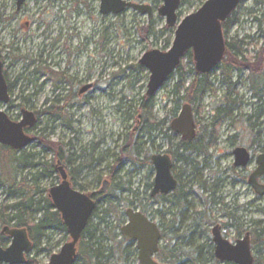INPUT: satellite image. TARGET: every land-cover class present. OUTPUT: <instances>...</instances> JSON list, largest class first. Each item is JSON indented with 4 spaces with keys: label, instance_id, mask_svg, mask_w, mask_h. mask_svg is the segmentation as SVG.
I'll list each match as a JSON object with an SVG mask.
<instances>
[{
    "label": "rangeland",
    "instance_id": "374dc122",
    "mask_svg": "<svg viewBox=\"0 0 264 264\" xmlns=\"http://www.w3.org/2000/svg\"><path fill=\"white\" fill-rule=\"evenodd\" d=\"M86 2L88 6L82 12L83 7L77 1L28 0L17 10V0H0V57L5 76L13 84L10 88L11 101L8 105L0 104V110L5 111L14 122L21 120L22 110L40 113L37 125L29 134L35 141L19 153L30 155V163L38 166L34 169L32 166L21 167L19 181L28 176L29 187L34 190L36 186L40 191H49L61 183V179L56 178L57 174L50 178L44 173L47 167L45 162L57 165L58 160L55 153L41 143V137L63 146L64 155L70 158V164L64 161L62 164L68 173H74L70 182L76 191L85 195H98L107 181L106 196L114 201H134L132 193L138 192L143 205L135 202L134 207L141 212L147 210V216L153 219V213L162 212L167 205L163 202H150L152 188L149 189L148 185L153 184L155 170L152 167L153 171L150 172L145 160L147 156L151 158L157 154H168L173 160L172 172L174 176L180 177L182 190L187 193L186 201L194 206L188 212L189 220L186 223V227L193 226V211L200 212L203 209L200 197L209 195L208 191L203 192L201 183L209 187L217 170L226 171L229 168L232 163L229 156L232 147L241 148L252 144L255 138H264V127L259 130L254 127V119L248 121L260 107L264 111V97H255L249 89L251 72L248 69H244L240 77L234 71L231 81L240 84L234 89L232 99L238 103L228 105L225 101L228 85L224 82L222 71L216 70L209 79L213 90L206 94L198 113L193 112L194 119L196 122L199 120L202 126H208L212 122L213 113L220 108L231 109L232 117L224 120L217 131L219 144H210L207 155H187L189 161L185 162L180 158L184 155L183 151L178 150L181 137L171 129V111L176 101L173 91L179 84V76L175 73L154 96L152 115L155 121L163 124L162 132H154L153 139L146 136L141 139V134H138L137 140L142 144L144 153L136 156L130 139H134L141 128L140 121L143 118L138 112L139 101L146 96L150 77L139 62L146 53L153 50L163 52L168 42L171 46L177 26L169 29L166 20L159 16L162 0L134 1L153 8L154 16L151 20L132 10L118 16H102L101 0ZM205 2L182 0L178 23L200 10ZM234 19V25L225 31L226 40L245 41L243 56L247 60L253 59L264 46V0H246L236 10ZM147 28L153 35L148 33ZM56 39H60L57 45L54 44ZM81 46L84 48L79 51ZM67 47L72 53L69 67ZM41 63H45L46 72L35 74ZM183 66L186 83L182 94L197 74L194 62L190 59H185ZM68 68L70 72L67 77L74 81H62L56 89L48 74L62 73ZM90 83L95 84V90L87 101L83 97L79 100V91ZM41 85L44 88H39ZM69 95H72L74 108H66L63 101ZM57 96L63 99L55 104ZM27 97H31L30 104L24 105L23 99ZM185 104L182 101L181 108ZM227 139H231L230 144H224ZM231 143L234 146H230ZM131 153L140 162H133L128 157ZM117 160L121 161L120 165L116 163ZM141 163H145L143 167H140ZM204 164L205 167L201 169ZM37 173L40 176L34 184L33 176ZM119 185L120 189L130 187L131 190L122 193L118 189L113 192ZM20 199L19 192L14 194L0 187V207L11 206ZM130 208L134 209L122 204L119 210L125 213ZM252 212L251 221H264V212ZM33 218L40 220L41 216L33 214ZM93 221L95 225L99 223L98 219ZM126 221L124 214L123 223ZM111 222L116 224L114 218H111ZM4 227L0 225V234ZM177 234L180 237L182 235L181 232ZM70 241V236L65 232H50L46 238L37 241L39 249L31 253L30 258L38 264H49L51 257ZM173 243L184 245L182 252L185 256L182 255L181 260L186 262L187 254L193 253L196 259V249L202 244L195 238H180ZM5 244L10 246V238H6ZM164 245L165 241L162 240L161 247ZM75 263L81 264V261L77 258Z\"/></svg>",
    "mask_w": 264,
    "mask_h": 264
},
{
    "label": "water",
    "instance_id": "95a60500",
    "mask_svg": "<svg viewBox=\"0 0 264 264\" xmlns=\"http://www.w3.org/2000/svg\"><path fill=\"white\" fill-rule=\"evenodd\" d=\"M27 0H17L20 10ZM163 6L159 16L166 20L168 28L176 27L174 40L167 52L153 50L146 53L139 64L150 74L146 97H154L162 90L171 75L181 65L188 52H192L195 70L199 75H208L221 64L226 53L223 23L235 12L243 0H207L200 10L184 18L178 23L181 0H162ZM132 10L146 15L149 20L154 16L149 5L134 4L125 0H101L102 16H118ZM91 88L82 89L85 93ZM10 101L9 86L6 82L3 64L0 61V104L7 105ZM37 124L33 112L23 110L19 122L12 121L5 111L0 110V146L20 152L33 143V139L25 133L27 128ZM171 129L181 136L183 142H193L196 138V125L192 106H183L178 117L173 121ZM235 166L245 168L250 161V154L244 148L234 150ZM155 179L152 196L168 195L174 192L178 182L172 174L173 162L169 155L157 154L151 158ZM257 171L251 176L250 184L257 193L263 194L255 185V181L264 175V156L258 157ZM56 172L61 183L49 190V198L55 210L61 215L71 241L65 244L60 252L53 255L49 264H73L77 257L78 245L89 221L96 209V202L90 195L82 194L73 189L65 166L58 161ZM108 182L105 181L100 194H106ZM127 223L121 230L123 239L134 242L138 251L140 264H159L154 261L159 252L162 235L157 224L147 216L133 209L126 211ZM4 233L12 239L11 245L3 249L0 243V264H27L26 255L33 250L26 229L4 228ZM216 258L221 262L234 264H253L248 239L238 242L235 247L222 240H217Z\"/></svg>",
    "mask_w": 264,
    "mask_h": 264
},
{
    "label": "trees",
    "instance_id": "16d2710c",
    "mask_svg": "<svg viewBox=\"0 0 264 264\" xmlns=\"http://www.w3.org/2000/svg\"><path fill=\"white\" fill-rule=\"evenodd\" d=\"M207 1V0H205ZM235 23V20L223 24V30H229ZM148 33L149 29H146ZM146 31V32H147ZM226 33V32H225ZM152 34V33H151ZM153 35V34H152ZM227 37V36H226ZM170 42L165 46L163 52H166L170 48ZM245 41H233L228 42L226 40V54L222 61V64L217 69L222 71V76L224 82L230 88L226 94L225 101L228 105H235L238 103L237 100L232 99L234 94V89L238 85V82L232 83L231 75L234 70L237 69L239 77L241 76L245 67L251 69V74L249 80L251 82V90L255 97L262 99L264 97V46L260 54L256 55L253 59L247 60L243 55L242 47L245 45ZM185 59H190L193 62V55L188 52L181 62V65L177 68L176 74L179 76V84L175 86L173 91L176 97L175 107L171 111L173 120L177 117L180 112L181 102L189 104L193 108L195 114L198 113V109L201 107L203 100L210 91L213 90L212 85L209 81L212 74L199 75L196 74L195 78L191 81L189 86L184 89L182 94V89L185 87V73H184V61ZM194 72V71H193ZM35 70V74H37ZM174 73V74H175ZM174 74L169 78L172 79ZM52 77V74H51ZM63 99L62 96H57L54 99L55 103H59ZM23 102L25 105L30 104L29 98H24ZM155 106V99L147 98L144 96L139 101L138 112L141 114L143 121H140L141 128L140 131L135 135V138L130 139V143L133 144V149L136 156L142 155L144 152L142 150V144L137 140L138 134H141V139L145 136L153 139L152 134L154 132H162L163 124L161 122L155 121L153 118V109ZM261 108H259L258 112ZM40 116V113H36ZM56 114H59L57 112ZM55 116V115H53ZM56 118H60L55 116ZM231 116V109H217L213 114L212 122L208 126H202L198 120L197 126L200 127L196 139L193 142H183L178 146V150L183 151L184 155L180 156L182 160L188 162L189 159L186 158L189 154H208V146L213 144L217 140V131L224 120L229 119ZM256 125L254 124V127ZM41 143L50 152L55 153L57 160L61 162H66L70 164V158H66L63 152V146L59 143H51L47 139L40 137ZM134 154H130L128 157L133 160V162H140L136 159ZM174 157L175 155L172 154ZM4 158V160H3ZM31 156L25 153L19 154L10 148L0 146V187L7 188L8 192L20 193L21 199L11 206L0 207V225L15 227V228H26L29 232L30 238L35 242L36 247H38V242L42 238H46L50 232L62 231L67 233V229L61 219V215L55 210L52 201L49 198V191H40L36 186L34 190L29 187L30 182H27L28 176L20 179L21 173L19 172L21 167L36 168L38 165H33L30 163ZM118 165L121 161L117 160ZM145 163L150 167V172L153 171L151 158L146 157ZM145 163H141L140 167H143ZM46 170L44 173L48 177L52 178L55 172V165L53 163H47ZM69 178L74 177V173L70 171L68 173ZM40 174L37 173L33 176L34 184L37 183ZM59 180V177H56ZM152 184L148 185V188H152ZM113 192L120 190L122 193L129 192L130 187L120 189V185L115 187ZM43 193H46L44 196ZM91 195V197L96 201V209L90 220L81 242L78 246L77 258L81 261V264H128L130 259L135 254V248L133 244H127L120 236L119 230L125 225L123 223L124 211L119 210L122 204L134 207L135 202H138L140 206L143 205V201L139 198L138 192H133L132 196L134 201L123 202L121 199L114 201L112 198L103 194ZM100 198L102 204L100 203ZM158 202L163 201V197L156 199ZM181 203H179L180 205ZM147 210L143 213L147 215ZM160 217H163L161 211H157ZM34 215H40V220H35ZM111 218L116 220V224L111 222ZM94 219H98L99 223L94 224ZM178 221V220H177ZM180 239V236L176 235L174 238H168L165 232H163L162 240L165 241V245L160 248V252L157 255V259L162 264H199L198 255L196 253V259L193 253L187 254V262L181 260L182 252L184 247L181 245H174ZM197 250V249H196ZM197 252V251H196ZM30 264H38L34 259H30ZM77 264V263H75Z\"/></svg>",
    "mask_w": 264,
    "mask_h": 264
},
{
    "label": "flooded vegetation",
    "instance_id": "af4514ba",
    "mask_svg": "<svg viewBox=\"0 0 264 264\" xmlns=\"http://www.w3.org/2000/svg\"><path fill=\"white\" fill-rule=\"evenodd\" d=\"M68 1H77L78 5L83 7L82 12H84L85 7L88 6V3L86 2V0H68ZM125 1L134 3V1L136 0H125ZM245 1L246 0H243L238 8H240L243 2ZM134 4H137V3H134ZM143 5H146V4H143ZM235 12H233V14L223 24L229 23L231 22V20L234 21ZM223 31H224V37H225V43H226V33H225V30ZM69 38H71V36ZM263 38H264V32H263ZM59 42H60V39H56L54 41V44L57 45L59 44ZM83 48H84L83 46L79 47V51L83 50ZM67 55H68V67H69L70 59L72 58V53L70 52V49L68 47H67ZM0 61L2 62L1 57H0ZM221 64L217 65L216 67L220 66ZM45 66H46L45 63H41V65L36 69L38 72L37 74H44L46 72ZM216 67L211 72L212 75L216 72ZM244 69H248L251 72V69L249 67H245ZM234 71L237 72V69H235ZM3 72H4V64H3ZM69 72L70 70L68 68L66 71L62 73L48 74V76L50 77V81L54 82L56 89L59 88L58 85L62 81L63 82L66 81L67 83H72L74 81V79H70L67 77ZM51 74H52V77H51ZM4 76H5V72H4ZM5 79L9 86V94H11L10 88L12 87L13 84L9 83L6 76H5ZM239 84L240 83H238V85ZM87 86H91V88L85 93H81L82 89ZM87 86L83 87L79 91V96H78L79 100L83 97L84 100L87 101L90 95L92 94V92L95 90V84L90 83ZM39 88H44V85L39 86ZM229 89L230 88L228 87V91ZM28 98H30L29 100L31 101V97H28ZM10 101H11V96H10ZM63 101L66 103V108H74L72 95L67 96ZM55 104H58V103H55ZM260 108H261L260 111L252 115L253 117L252 116L249 117L248 121L254 119L255 125H256L255 127L259 130H262V128L264 127V111L262 107ZM35 116H36L37 123H38L39 117L37 116L36 113H35ZM21 118H22V112H21ZM172 123H171V126H172ZM195 125H196V136H197V133L200 127L197 126L196 121H195ZM33 128H35V126ZM33 128H27L25 130V133L29 135L30 130H32ZM262 133H264V131ZM30 137L35 141V138H33L32 136ZM230 141L231 139H227V141H225L224 144H227V143L230 144ZM219 142H220V139H217V142L215 143L219 144ZM230 146H234V144L231 143ZM236 148L237 147H232L231 153H229V156L232 160V163L229 166V168L226 171H222V169L217 170L216 174L212 176V180H211L212 183L209 187H206V184L201 183V188L203 189V192L208 191L207 194L209 195L204 198L200 197V202H201L203 209H200V212L196 210L193 211L194 217H195L193 226L186 227V223L189 220L188 212L192 211L194 209L193 208L194 206L187 203L186 201L187 193H185L182 190V187L180 185L181 180L179 176H174L172 172L173 176L178 182V186L174 192L166 196L158 195L156 197H153L152 191H151L150 202L157 203L158 201L156 199L163 197L162 202L165 205H167V208L162 210L161 212L163 216L162 218H157L159 216L157 211L153 213L154 218L156 219L154 218L151 219L147 215L146 216L152 222L157 224V226L159 227L161 231L162 236H163V232H165L168 238L170 237L174 238L176 235H178L177 233L181 232L182 235L180 238L182 239L190 240L192 238H195L197 241L198 240L201 241L202 244L197 247V255H198L199 264H234V263H228V262H221L216 258V250L218 246V244L216 243V239L226 242L229 246L235 247L239 241L244 240L246 238L248 239L250 253L254 259L253 264H264V221H251V216L253 214L252 210L259 211L260 213L264 212V175L260 176L255 181V185L259 188V191L263 193L262 195L257 193L256 190L250 184L251 176L257 171V168L259 166L258 157L264 156V138H255L252 140V144L241 147V148L246 149L250 154V161L245 168H238L235 166V159H234L233 153ZM20 152H17V153H20ZM56 166L57 165H55V172H56ZM152 167H153V164H152ZM203 167H205V164L201 166V169ZM65 169L67 172L66 166H65ZM56 174L58 177H60L57 172ZM69 181H70V178H69ZM153 184H154V181H153ZM152 189H153V186H152ZM100 191L98 194H100ZM100 195H103V194H100ZM136 203L138 204V202ZM179 203L181 204L179 205ZM149 209L150 208H148V210ZM133 210L144 214L143 212L137 210V208ZM125 217H126V213H125ZM155 220H160V222L156 223ZM6 227L9 229H26V228H15V227H8V226ZM122 228L120 229L119 234L121 238L123 239V236L121 233ZM27 233L29 236L28 230H27ZM67 234L69 235L68 230H67ZM172 235H174V237H172ZM5 237L10 238L12 242L11 237L7 235L6 233H4V230H3L0 234V243L3 249H7L9 247V246L7 247L5 244V241H6ZM29 239L33 243V250L31 252L33 253L35 250L39 248L36 247L35 242L30 238V236H29ZM125 242L127 244H133L135 248V254L130 259L128 264H140L138 260V251L136 248V244L134 242H131V243L127 241ZM159 248H161V242H160ZM159 252H160V249H159ZM159 252L155 255L154 261H156L159 264H162L157 259V255L159 254ZM31 253L26 255L27 264H30V261H31L30 259H32L30 258ZM39 253L40 251L38 252V254ZM77 255H78V251H77ZM75 261L73 264H75Z\"/></svg>",
    "mask_w": 264,
    "mask_h": 264
},
{
    "label": "bare ground",
    "instance_id": "6f19581e",
    "mask_svg": "<svg viewBox=\"0 0 264 264\" xmlns=\"http://www.w3.org/2000/svg\"><path fill=\"white\" fill-rule=\"evenodd\" d=\"M75 190V189H74Z\"/></svg>",
    "mask_w": 264,
    "mask_h": 264
}]
</instances>
